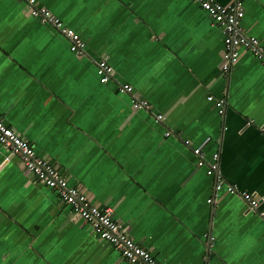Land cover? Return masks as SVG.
<instances>
[{
	"label": "crops",
	"instance_id": "obj_1",
	"mask_svg": "<svg viewBox=\"0 0 264 264\" xmlns=\"http://www.w3.org/2000/svg\"><path fill=\"white\" fill-rule=\"evenodd\" d=\"M36 1L85 56L23 0H0L4 123L160 263L264 264V66L245 52L223 75V30L193 0ZM242 8L264 46V0ZM99 59L113 68L104 83ZM124 83L150 108L133 109ZM208 96L224 100L222 114ZM205 137L202 157L218 153V176L256 209L214 191L216 174L184 143ZM0 264L131 263L0 144Z\"/></svg>",
	"mask_w": 264,
	"mask_h": 264
},
{
	"label": "built area",
	"instance_id": "obj_2",
	"mask_svg": "<svg viewBox=\"0 0 264 264\" xmlns=\"http://www.w3.org/2000/svg\"><path fill=\"white\" fill-rule=\"evenodd\" d=\"M23 1L29 6L33 17L41 23L50 25L67 40L68 48L72 53L78 57L85 56L84 40L73 29L65 25L62 19L56 17L47 8L38 5L36 0ZM242 1L234 0L227 4H221L214 0H193L210 17L211 23L223 30V49L221 53V72L223 75L230 71L231 67L245 52L251 53L264 66V46L261 45L259 39L248 34L241 25L243 17ZM95 74L99 81L104 83L112 78L113 68L106 61L99 59L95 62ZM117 89L121 93L130 95L133 109L150 108L147 100L133 95L131 85L120 84ZM207 101L216 106L219 114L223 113V99L208 96ZM163 118L161 114L155 115V120L158 122H161ZM165 134L168 135L169 131H166ZM208 142L209 137H205L198 144L192 146L189 140H184L186 145L191 146L192 152L197 158V166H204L208 175L216 174L215 192L224 189L227 193H237L251 209H256L259 200L254 195L239 190L234 184L224 183L218 176V153H213L209 160L202 157V148ZM0 144L17 156L26 171L33 174L47 188L55 191L64 204L69 205L79 217L88 223L95 236L113 246L124 260L131 264H162L150 251L138 245L124 232L122 226L111 216L110 209L96 205L78 188L68 185L67 180L48 160L37 155L26 139L19 136L4 123L1 115ZM211 200L209 198L207 201L211 202Z\"/></svg>",
	"mask_w": 264,
	"mask_h": 264
}]
</instances>
